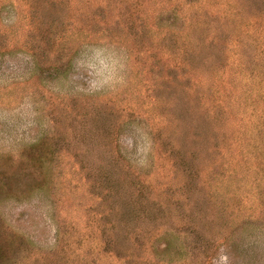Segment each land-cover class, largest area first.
Segmentation results:
<instances>
[{"label":"rangeland","instance_id":"1","mask_svg":"<svg viewBox=\"0 0 264 264\" xmlns=\"http://www.w3.org/2000/svg\"><path fill=\"white\" fill-rule=\"evenodd\" d=\"M0 264H264V0H0Z\"/></svg>","mask_w":264,"mask_h":264},{"label":"clouds","instance_id":"2","mask_svg":"<svg viewBox=\"0 0 264 264\" xmlns=\"http://www.w3.org/2000/svg\"><path fill=\"white\" fill-rule=\"evenodd\" d=\"M105 50L103 49H95L93 50V57L94 58H99L101 56V54L104 52ZM102 64L104 63L103 60L100 61ZM119 63L118 60H116L115 58L112 59V64H111V68H112V72L109 76H107L103 82H97V81H90V88L95 90V89H98L100 87H102L103 85L105 84H115V83H119L121 82V80L119 78L116 77V74H115V68H116V65ZM92 67V64L91 63H87L85 61H79V67L83 68V67ZM106 67H108V65H105Z\"/></svg>","mask_w":264,"mask_h":264}]
</instances>
